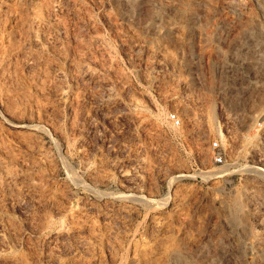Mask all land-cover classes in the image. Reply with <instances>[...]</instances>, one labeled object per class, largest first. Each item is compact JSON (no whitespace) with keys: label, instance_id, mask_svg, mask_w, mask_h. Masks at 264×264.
Listing matches in <instances>:
<instances>
[{"label":"rangeland","instance_id":"374dc122","mask_svg":"<svg viewBox=\"0 0 264 264\" xmlns=\"http://www.w3.org/2000/svg\"><path fill=\"white\" fill-rule=\"evenodd\" d=\"M176 262L264 264V0H0V264Z\"/></svg>","mask_w":264,"mask_h":264},{"label":"built area","instance_id":"2783aa9c","mask_svg":"<svg viewBox=\"0 0 264 264\" xmlns=\"http://www.w3.org/2000/svg\"><path fill=\"white\" fill-rule=\"evenodd\" d=\"M166 119L170 123L171 126L178 127L181 125V117L176 112H169L166 114ZM212 148L217 147V142L212 141L211 142ZM214 162H221L222 160V154L220 151L216 152L213 155Z\"/></svg>","mask_w":264,"mask_h":264},{"label":"bare ground","instance_id":"6f19581e","mask_svg":"<svg viewBox=\"0 0 264 264\" xmlns=\"http://www.w3.org/2000/svg\"><path fill=\"white\" fill-rule=\"evenodd\" d=\"M234 5V4H233ZM233 8H235L236 9V6L234 7V6H232ZM253 32V31H252ZM248 33V32H247ZM175 261H178V260H175ZM180 262V261H179ZM176 264H178L177 262H176Z\"/></svg>","mask_w":264,"mask_h":264}]
</instances>
